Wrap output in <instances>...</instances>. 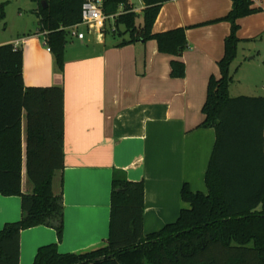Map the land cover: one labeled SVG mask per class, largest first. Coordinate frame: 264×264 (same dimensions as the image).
Here are the masks:
<instances>
[{
	"label": "crops",
	"instance_id": "1",
	"mask_svg": "<svg viewBox=\"0 0 264 264\" xmlns=\"http://www.w3.org/2000/svg\"><path fill=\"white\" fill-rule=\"evenodd\" d=\"M253 1L261 10L239 19L241 41L231 66V96H264V57L255 61L256 52L264 49V0ZM143 8L142 2L135 11L142 14ZM231 9L232 0L163 4L154 31L187 28L188 48L179 57L186 67L181 78L171 75L176 57L160 52L154 39L120 46L111 33L81 30L82 39L70 34L63 71L46 44V31L22 30L18 37L0 41L22 48L26 86L64 89V168L54 176L55 191L63 190V236L59 239L56 229L45 225L23 230L21 264H33L39 247L51 243H57L61 253L107 244L115 169L145 183V234L176 221L189 207L181 195L185 183L193 191L208 192L205 174L216 132L200 126L202 109L210 77L221 75L218 62L231 32L229 21L215 20ZM26 126L24 115L25 193L33 189L25 165ZM21 217V197L0 193V230Z\"/></svg>",
	"mask_w": 264,
	"mask_h": 264
},
{
	"label": "trees",
	"instance_id": "2",
	"mask_svg": "<svg viewBox=\"0 0 264 264\" xmlns=\"http://www.w3.org/2000/svg\"><path fill=\"white\" fill-rule=\"evenodd\" d=\"M39 31L60 71L65 67L69 28L82 22L85 0H33ZM142 0V22L131 0H104L103 10L114 16L109 30L119 45L156 40L159 51L175 56L171 75L185 76L179 58L188 48L186 27L155 32L154 24L165 2ZM1 4L0 19L5 18ZM253 0H232L229 13L215 21L231 24L221 75L209 79L205 119L216 141L205 174L207 193L183 185V208L176 221L148 234L143 230L145 183L130 180L115 169L112 180L110 233L96 250L61 253L57 243L39 247L33 264H264V96H231V66L241 38L239 19L259 12ZM117 14V15H116ZM26 116V171L33 185L22 190L23 137ZM64 89L26 86L23 50L13 43L0 45V193L22 199V217L0 230V264H21V232L45 225L64 231L63 190L54 189L55 173L64 168ZM54 143V145L52 144ZM63 180H61V188Z\"/></svg>",
	"mask_w": 264,
	"mask_h": 264
},
{
	"label": "rangeland",
	"instance_id": "3",
	"mask_svg": "<svg viewBox=\"0 0 264 264\" xmlns=\"http://www.w3.org/2000/svg\"><path fill=\"white\" fill-rule=\"evenodd\" d=\"M4 1L5 0H0V13L1 4ZM131 2L136 8H141L142 0H131ZM37 7L38 3L33 0H10L5 7V18L0 19V41L18 37L22 30L36 31L39 27L36 14ZM142 19V14L140 13L137 22H141ZM113 27L114 19H109L102 33L109 32ZM81 30L88 31L84 25L79 27V31ZM68 39L69 42L72 41V36L69 35ZM262 57H264V49H261L260 52H256L255 61Z\"/></svg>",
	"mask_w": 264,
	"mask_h": 264
},
{
	"label": "built area",
	"instance_id": "4",
	"mask_svg": "<svg viewBox=\"0 0 264 264\" xmlns=\"http://www.w3.org/2000/svg\"><path fill=\"white\" fill-rule=\"evenodd\" d=\"M103 3L104 0H85L82 6V22L70 27V34L80 39L84 38L85 32L79 31L81 25L86 26L88 30L102 32L107 21H109V19H114L115 16H108L104 13Z\"/></svg>",
	"mask_w": 264,
	"mask_h": 264
},
{
	"label": "water",
	"instance_id": "5",
	"mask_svg": "<svg viewBox=\"0 0 264 264\" xmlns=\"http://www.w3.org/2000/svg\"><path fill=\"white\" fill-rule=\"evenodd\" d=\"M42 3H43V5H44V7L47 5V3H46L45 0H43Z\"/></svg>",
	"mask_w": 264,
	"mask_h": 264
}]
</instances>
